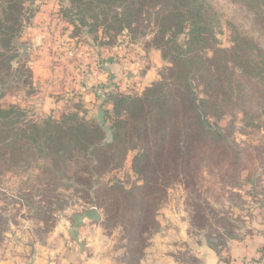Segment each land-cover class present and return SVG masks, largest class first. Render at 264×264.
<instances>
[{
    "label": "trees",
    "instance_id": "1",
    "mask_svg": "<svg viewBox=\"0 0 264 264\" xmlns=\"http://www.w3.org/2000/svg\"><path fill=\"white\" fill-rule=\"evenodd\" d=\"M220 1L68 0L63 19L78 21L95 41L100 34L106 36L100 47L112 45L125 32L133 40L151 36L146 48L160 51L169 67L159 82L140 94L132 88L131 95L113 85L115 74L101 63L110 79L109 85L98 86L106 92L99 118L71 114L38 123L22 121L20 105L2 104L25 67H14L12 60L26 41L33 9L30 0H0V172L11 169L16 178L27 174L29 193L40 191L34 185L38 181L43 186L66 180V188L79 193L85 187L82 192L96 209L75 215L74 228L81 227L84 217L102 227L107 223L121 228L130 264L144 258V251L137 250L149 246L144 245L146 234L153 237L158 231L153 217L166 204L173 185L192 190L204 173L222 174L220 180L229 187L263 184L264 141H238L235 136L239 131L254 137L250 129L264 118V0H223V6ZM221 8L232 11L227 19L229 48L218 41L226 20ZM131 150H137L132 170L141 184L127 187L116 178L103 182L123 166ZM21 157L24 171L16 176L14 163ZM28 161L33 165L27 166ZM102 195H107L108 204ZM194 205L199 219L213 211L211 205Z\"/></svg>",
    "mask_w": 264,
    "mask_h": 264
},
{
    "label": "rangeland",
    "instance_id": "2",
    "mask_svg": "<svg viewBox=\"0 0 264 264\" xmlns=\"http://www.w3.org/2000/svg\"><path fill=\"white\" fill-rule=\"evenodd\" d=\"M67 2L68 0H30L28 3L34 16L25 28L26 41L19 44L17 56L12 60L14 67L23 64L25 67L10 84L8 94L2 100L4 106H21L25 114L22 121H59L71 114H78L80 118L88 120L99 118L100 99H103L106 92L98 86L101 83L109 85L110 79L109 73L101 68V63L112 71L110 74H115L116 78L110 79L115 83L113 85L126 92L134 88L137 94L159 82L169 67V61L163 59L160 51L146 48L145 41H149L151 36L133 40L125 32L112 45L100 47L107 41L106 36L100 34V39L95 41V36L88 34L78 21L71 24L63 19V8L68 6ZM218 5H225L224 1L221 0ZM220 10L222 12L225 9ZM230 12L231 9L226 8V20L218 31V41L224 48L231 46V33L227 26ZM28 53L32 54L29 64ZM29 79V82H25ZM106 108L112 111L111 106ZM242 121V117H239V128L242 127ZM254 123L255 126L250 129L255 134L254 137H247L238 131L235 138L238 141L251 138L264 141V118ZM136 153L137 150L128 152L123 166L102 181L109 182L111 178H116L127 187L140 185L139 178L132 170ZM22 163L23 157L14 163V175L18 176L24 171L20 168ZM28 165L33 164L28 161ZM2 169L0 245L17 238L24 241L31 238L47 239L52 229L68 223L74 227L77 222L74 220L75 215H84L96 209L92 207L87 194L82 192L85 187H81L79 193L66 188V180L59 179L43 186L38 181L34 185L40 191L29 193L31 189L26 185L27 174L22 173L21 177L16 178L11 175V169ZM221 175L211 177L204 173L199 185L192 190L182 184L173 185L168 190L166 204L153 217L158 223V231L153 237L146 234L144 245L149 246H141L137 252L144 251L145 257L147 249L153 245L154 255L151 258L163 256L167 250L185 264H199L198 250L211 248L214 253L220 254L230 241L243 240L247 236L245 232L253 231L254 224L264 220V183L258 186L256 183L252 186L243 183L242 187H229L220 180ZM23 189L25 194L20 196L19 192ZM256 194L259 195L254 199ZM102 196L104 205L108 204L107 195ZM122 202L124 201L121 204ZM196 203L203 207L211 205L215 214L208 211L203 219H199V209L194 205ZM96 211L99 218L103 219V211L99 208ZM219 218L226 219L227 222H216ZM83 221L87 225L82 229L85 230L84 235H92L95 229L90 230V223L93 221L89 217H84L82 223ZM93 224L98 226V232L91 236L96 249L117 257L123 261L122 264H130L125 261L128 243L124 241V231L107 223L103 227L100 223ZM150 231H154L153 228ZM263 250L264 248L251 258L254 262L252 264H264ZM245 261L246 259L236 264H246Z\"/></svg>",
    "mask_w": 264,
    "mask_h": 264
},
{
    "label": "crops",
    "instance_id": "3",
    "mask_svg": "<svg viewBox=\"0 0 264 264\" xmlns=\"http://www.w3.org/2000/svg\"><path fill=\"white\" fill-rule=\"evenodd\" d=\"M90 225L91 231L95 229L92 232L94 235L98 232V226L93 222ZM86 227L84 221L79 228H74L68 223L56 227L47 239L7 240L0 245V264H122L117 257H111L96 249L92 235H87L88 238L84 235L85 230L82 229ZM245 234L247 236L243 240L230 241L220 254L211 249L198 250L199 264H236L257 256L264 248V220L256 222L253 231ZM164 254L155 259L151 258L154 255L151 245L141 264H185L167 250Z\"/></svg>",
    "mask_w": 264,
    "mask_h": 264
},
{
    "label": "built area",
    "instance_id": "4",
    "mask_svg": "<svg viewBox=\"0 0 264 264\" xmlns=\"http://www.w3.org/2000/svg\"><path fill=\"white\" fill-rule=\"evenodd\" d=\"M245 263H246V264H252V263H254V262L252 261V259H246Z\"/></svg>",
    "mask_w": 264,
    "mask_h": 264
}]
</instances>
